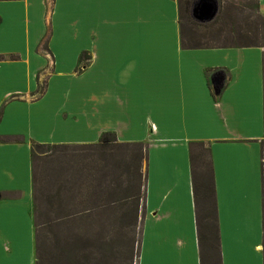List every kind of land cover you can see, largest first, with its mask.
Here are the masks:
<instances>
[{
	"label": "crops",
	"instance_id": "0c3cea01",
	"mask_svg": "<svg viewBox=\"0 0 264 264\" xmlns=\"http://www.w3.org/2000/svg\"><path fill=\"white\" fill-rule=\"evenodd\" d=\"M248 35L185 47L178 0H0V137L22 138L0 141V264L37 261L32 143L106 132L146 145L138 264H202L191 143L210 151L219 264H264V22ZM38 105L50 137L2 130Z\"/></svg>",
	"mask_w": 264,
	"mask_h": 264
},
{
	"label": "rangeland",
	"instance_id": "374dc122",
	"mask_svg": "<svg viewBox=\"0 0 264 264\" xmlns=\"http://www.w3.org/2000/svg\"><path fill=\"white\" fill-rule=\"evenodd\" d=\"M190 1L193 0H178V3L184 8ZM217 1L219 24L198 26L189 23L185 15L182 16L181 27L186 34L185 42L209 46L251 44L254 38L251 39L248 34L260 32L262 25L255 8L258 0ZM229 23L236 30L227 35L224 30L227 25L230 27ZM220 30L221 33L217 34ZM71 86H75L73 91L80 90L79 84L74 81L69 82V87ZM48 101L51 104L49 109L53 108L57 113L60 110V114L65 111V102L58 101L55 104L56 99ZM68 105H75V102ZM36 107L11 108L2 130L14 131L10 129L19 128L16 131L50 137V134L46 135L45 130H42L44 127L40 123L41 117H38L43 114L44 107ZM71 145L73 146L67 150L47 149V153L42 154L35 163L37 201L34 209L35 223L38 226V264H138L143 200L140 199L138 221L134 224L124 216L130 206L111 205L108 194L113 191L115 193L119 183H114L111 189H104L106 182L111 184L120 177L124 163H121L123 153L116 148L104 151L100 147H88L86 144ZM140 167L139 176L143 180V175H146V160L140 161ZM101 169L105 176L103 182L101 179L99 185L85 183L93 174L100 175ZM207 206L206 202L201 203L205 211Z\"/></svg>",
	"mask_w": 264,
	"mask_h": 264
},
{
	"label": "trees",
	"instance_id": "16d2710c",
	"mask_svg": "<svg viewBox=\"0 0 264 264\" xmlns=\"http://www.w3.org/2000/svg\"><path fill=\"white\" fill-rule=\"evenodd\" d=\"M194 1V0H193ZM193 1H190L187 6L182 8L180 6V22L183 15L186 19L189 20V23H194L198 26H208V25H216L219 24V16L220 11L218 12L216 18L212 22L208 23H200L197 22L191 15V8ZM258 12V1L255 6ZM257 18L260 24H263V18L260 14L257 15ZM230 27L224 30L227 33H234L236 30L233 28V25L229 23ZM182 26V22H181ZM221 30L218 31L217 34H220ZM232 33V34H233ZM185 32H182V44L185 47H220L219 46H209L203 45L200 43L196 44H188L185 42ZM227 45V44H226ZM1 116V110H0ZM0 141H22L20 136H3L0 137ZM73 145L71 144H41V143H32V159H33V166H34V208H36V184H37V176H36V160L43 154L47 153V149L53 150H67L71 148ZM77 146V145H76ZM84 146V145H82ZM85 146H94L100 147L101 150L106 151L108 148H116L120 150L123 155H121L123 166H121L122 173L120 177H118L113 183L104 184V189L107 188L111 189L114 183H119V189L117 188L116 192L114 191L111 194H108L111 198V205L116 207H125L130 206L127 213L124 214L126 218L131 219V222L134 224L138 221V206L140 204V199L144 200V193H145V186H146V175H143V180L139 176L140 174V161L146 160L147 161V150L146 145L142 142H134V143H126L120 142L115 133L106 132L104 133L98 143L95 144H86ZM191 162H192V177H193V193L195 198V203L197 207V219H198V238L200 244V251H201V261L202 264H206V262H210L212 264H219L220 257H219V245H218V230L216 225V205H215V186H214V179H213V168L212 162L210 160V151L209 148L205 145V143H191ZM262 158L264 159V149L262 152ZM105 167V165H104ZM101 169L100 175L93 174L90 180H85V183L90 185H99V181L105 179L104 173ZM146 173V172H145ZM116 185V184H115ZM143 187V191H142ZM143 194V196L141 195ZM206 202L207 209L203 214V211L200 209V203ZM36 210V209H35ZM202 211V212H201ZM38 226L36 225V228ZM37 232L38 228L36 229V241L37 240ZM210 252V255L213 256L214 260H210L207 256V253ZM139 257V251H138ZM38 264V247H37V261Z\"/></svg>",
	"mask_w": 264,
	"mask_h": 264
},
{
	"label": "water",
	"instance_id": "95a60500",
	"mask_svg": "<svg viewBox=\"0 0 264 264\" xmlns=\"http://www.w3.org/2000/svg\"><path fill=\"white\" fill-rule=\"evenodd\" d=\"M218 11L217 0H194L191 15L197 22L208 23L217 16Z\"/></svg>",
	"mask_w": 264,
	"mask_h": 264
}]
</instances>
